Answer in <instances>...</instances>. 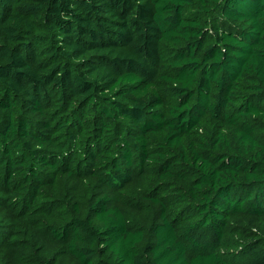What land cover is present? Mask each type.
I'll use <instances>...</instances> for the list:
<instances>
[{"label": "trees", "instance_id": "obj_1", "mask_svg": "<svg viewBox=\"0 0 264 264\" xmlns=\"http://www.w3.org/2000/svg\"><path fill=\"white\" fill-rule=\"evenodd\" d=\"M150 168L187 205L151 187L146 240L121 191ZM62 255L264 264V0H0V264Z\"/></svg>", "mask_w": 264, "mask_h": 264}, {"label": "rangeland", "instance_id": "obj_2", "mask_svg": "<svg viewBox=\"0 0 264 264\" xmlns=\"http://www.w3.org/2000/svg\"><path fill=\"white\" fill-rule=\"evenodd\" d=\"M215 15L218 16L217 13ZM207 131L203 132L205 135ZM88 181V180H87ZM92 181H97L92 179ZM163 186L162 190L158 192L152 191L154 194L158 195L160 199L164 200L166 198V208L168 211L169 219L173 221L176 227L180 226L182 221L183 212L185 211L186 201L183 199L185 193V184L184 182L178 179H167L159 177L157 174L152 173V169H148L146 173L141 175H136L134 181L127 186L128 190H122L121 195L123 197V208L129 213L130 219L133 225L143 227L145 229L146 240L150 239L152 233L149 231L150 222H154L160 219L161 206L155 201L150 199V188H157ZM91 189H94V185L90 183ZM89 198V197H88ZM58 212L54 214L56 218L58 217ZM12 226L15 225L16 233L20 235L23 227L30 225L31 229H38V226L35 223H42L44 219L40 215H30L28 218L25 217V221L10 219ZM25 229V228H24ZM35 239L39 244H44L47 249L54 251L53 245L48 241L42 239L39 235L35 234ZM238 237L233 233L227 237V241L232 240L236 247H238ZM242 243V240H240ZM225 252H230L227 249H223ZM59 261L62 264H71L72 260L65 259L64 255L59 257ZM58 261V262H59Z\"/></svg>", "mask_w": 264, "mask_h": 264}]
</instances>
